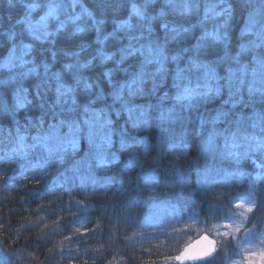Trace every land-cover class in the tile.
<instances>
[{
	"label": "clouds",
	"instance_id": "clouds-1",
	"mask_svg": "<svg viewBox=\"0 0 264 264\" xmlns=\"http://www.w3.org/2000/svg\"><path fill=\"white\" fill-rule=\"evenodd\" d=\"M132 4L144 18L116 31ZM50 5L48 30L64 23V39L80 15L75 47L36 38ZM53 51L60 81L29 72ZM138 74L142 90L129 95ZM57 83L77 103L58 100ZM209 86L219 95H204ZM186 88L198 94L178 100ZM17 173H50L63 190L125 214L161 213L165 255L214 245L199 264H264V0H0V182Z\"/></svg>",
	"mask_w": 264,
	"mask_h": 264
},
{
	"label": "trees",
	"instance_id": "trees-1",
	"mask_svg": "<svg viewBox=\"0 0 264 264\" xmlns=\"http://www.w3.org/2000/svg\"><path fill=\"white\" fill-rule=\"evenodd\" d=\"M76 43L57 38L55 47L73 48ZM42 58L37 54V59ZM29 114L40 115L39 111ZM43 131H49L47 118ZM83 148L82 140L81 156ZM12 175L13 179L6 176L0 182V264H169L173 260L175 253L165 255L157 247L164 239L154 233L159 214L146 219L112 205L105 207L96 199L63 190L58 185L62 178L49 180L50 173L27 174L26 179Z\"/></svg>",
	"mask_w": 264,
	"mask_h": 264
},
{
	"label": "snow or ice",
	"instance_id": "snow-or-ice-1",
	"mask_svg": "<svg viewBox=\"0 0 264 264\" xmlns=\"http://www.w3.org/2000/svg\"><path fill=\"white\" fill-rule=\"evenodd\" d=\"M77 2H78V0H73L74 5ZM151 2H153V0H146V6H147V3H151ZM185 11H189V9L186 7ZM56 13H57V8L55 6L50 5L47 14L44 17H41V20L39 22H37V24L34 26L36 32L38 33L36 38L40 41V43L42 45H45V44L55 45L57 38H62L60 34L63 33L66 29V25L64 23H60L56 26L54 31L48 30V23H47L48 18L49 17H55ZM82 14H86L89 17H93L92 11H90L86 7H84L82 9ZM160 14L163 15L164 14L163 11H161ZM133 16L143 19L144 18V10L137 7L135 4H132L131 11H130L128 18L121 20L117 23L116 31L126 32V31L131 30L132 26H133L132 25V17ZM80 18H81L80 15H76L71 20V23L73 24L74 27H73L72 33L69 37L70 41L75 39L77 34H82L85 32V28L78 23ZM93 19H94V17H93ZM94 22H95V19H94ZM99 23L103 24L104 20L101 19L99 21ZM185 30L187 31V29H185ZM97 31H99V28L97 29ZM112 35L114 36L115 32L112 33ZM209 35H213V34H209ZM213 38L216 39L217 41H219L221 39L219 33L214 34ZM25 47L28 49L29 53L32 51V45H26ZM25 54H28V53H25ZM78 54L79 53L77 52V55ZM135 54H136V49H134V48L131 49V51L129 53L122 56L121 62H123V60L128 59L129 56H134ZM148 54L153 55V56L156 55V53H154L151 48L148 49ZM103 59H104V61H110L112 59V56L111 55H104ZM24 63H27V62L24 61ZM55 63H56V53L53 51L50 54V59L42 60L39 65H36L33 68H31L29 70V72L39 74L40 70H42L45 76H47L49 73H51L57 81H60L62 74L59 70H55V71L53 70V66L55 65ZM33 64L35 65V59L33 60ZM63 67L65 70H71L73 68V65L69 63V64H65ZM81 67L82 68L86 67V65L82 64ZM210 72L212 74H214L215 70L212 69V70H210ZM104 75L109 81L111 80L112 74L110 72H106ZM142 83H143V79H142V76L139 74L136 77H134L133 79L129 80L127 85H126L128 94L129 95H135L137 92L141 91L142 90V88H141ZM83 87L85 89H91L92 85L88 82H84ZM124 88H125V86L121 87V94H123ZM73 91H74L73 87L70 84L57 83L56 95H57L58 100L60 97H64L65 102H68V99L71 98V102L73 104L77 103L76 97L73 95ZM213 91H215V93L217 95H219L220 90L219 89H213V88H211V86L207 87V89L204 92V95L211 94ZM197 94H198V92L196 90L186 88L184 90L183 95L178 96L177 99L178 100H189L194 95H197ZM85 110L86 111L88 110L87 107H85ZM92 111L96 112L97 119H99L100 118L99 111H97L95 109H93ZM109 123H111V121H109ZM76 231L79 232V229H77ZM214 251H215L214 245L209 246L207 249L201 250L198 253H193L191 250L186 249L185 252L181 256L176 257V259H178V260H183L186 258L187 259H206V258L210 257Z\"/></svg>",
	"mask_w": 264,
	"mask_h": 264
},
{
	"label": "water",
	"instance_id": "water-1",
	"mask_svg": "<svg viewBox=\"0 0 264 264\" xmlns=\"http://www.w3.org/2000/svg\"><path fill=\"white\" fill-rule=\"evenodd\" d=\"M182 251V253H183V251L184 250H181ZM193 253H198L200 250H197V249H192L191 250ZM182 254H178L177 255V257L178 256H181ZM200 260L201 259H183V260H178V259H176V262L178 263V264H196V263H199L200 262Z\"/></svg>",
	"mask_w": 264,
	"mask_h": 264
},
{
	"label": "rangeland",
	"instance_id": "rangeland-1",
	"mask_svg": "<svg viewBox=\"0 0 264 264\" xmlns=\"http://www.w3.org/2000/svg\"><path fill=\"white\" fill-rule=\"evenodd\" d=\"M157 214H159L158 216H161L162 214L161 213H156V214H154V216L156 217V215ZM147 218L146 219H150V218H153V215H149V216H146ZM148 231H150V230H148ZM154 233H158V230L157 231H155ZM177 253H175V256L173 257V260L172 261H170L169 262V264H176V257H177Z\"/></svg>",
	"mask_w": 264,
	"mask_h": 264
}]
</instances>
